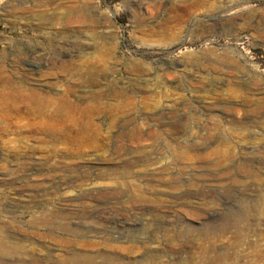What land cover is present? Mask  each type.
Here are the masks:
<instances>
[{"label":"rangeland","instance_id":"obj_1","mask_svg":"<svg viewBox=\"0 0 264 264\" xmlns=\"http://www.w3.org/2000/svg\"><path fill=\"white\" fill-rule=\"evenodd\" d=\"M19 50L74 105L0 99V264H264V0H0Z\"/></svg>","mask_w":264,"mask_h":264},{"label":"bare ground","instance_id":"obj_2","mask_svg":"<svg viewBox=\"0 0 264 264\" xmlns=\"http://www.w3.org/2000/svg\"><path fill=\"white\" fill-rule=\"evenodd\" d=\"M86 47L95 49V45H86ZM5 61V59L0 58V99H2L3 102L22 101L21 103H27L26 106L28 107H26V109L29 113L43 116L44 120H49L45 122H51L52 124L53 122H56L57 124L66 125L67 121L62 119L70 115L74 104H72L73 102L71 103L70 100H67L68 102L64 101V98L53 99L46 95L44 84L41 82V78L43 77L42 66H46L45 62L43 63L44 57L41 54L38 55L36 50H19L16 55L13 53L9 54L7 58L8 62ZM59 64L60 63L58 62H51L50 66L56 67ZM34 65H37V67H33ZM63 89L65 96H68L76 91L71 85ZM88 94L89 95H87L86 98H90L95 101L99 99L101 100V97L103 96V93L97 90L89 91ZM18 105L16 108H19ZM84 108L86 107L84 106ZM1 246L2 244L0 243V248H2ZM1 254L2 250H0V258L2 256Z\"/></svg>","mask_w":264,"mask_h":264}]
</instances>
